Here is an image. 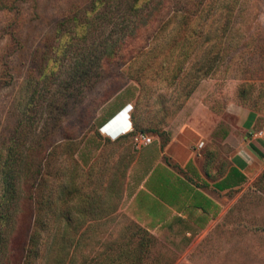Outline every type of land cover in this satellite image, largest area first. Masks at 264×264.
Wrapping results in <instances>:
<instances>
[{
    "label": "rangeland",
    "instance_id": "374dc122",
    "mask_svg": "<svg viewBox=\"0 0 264 264\" xmlns=\"http://www.w3.org/2000/svg\"><path fill=\"white\" fill-rule=\"evenodd\" d=\"M93 1L0 0V153L21 115L28 142L44 138L42 151L29 156L43 161L35 264H264V158L256 174L221 194V213L209 228L177 252L120 208L136 149L132 138L111 141L101 131L111 111L127 102L134 110L151 106L154 120L170 124L201 83L220 92H211L210 101L224 104L235 95L238 103L264 113V0H222L233 12L240 7L232 25L205 26L201 36L170 25L128 65L116 66L107 57L111 67L96 84L54 116L43 85L54 88L85 68L96 47L121 42L120 32L130 28L120 9L104 17ZM181 65L183 77L172 79ZM34 99L35 120L27 112ZM23 231H16L14 246ZM10 260L16 261L14 253Z\"/></svg>",
    "mask_w": 264,
    "mask_h": 264
},
{
    "label": "crops",
    "instance_id": "0c3cea01",
    "mask_svg": "<svg viewBox=\"0 0 264 264\" xmlns=\"http://www.w3.org/2000/svg\"><path fill=\"white\" fill-rule=\"evenodd\" d=\"M211 92L213 84L201 83L175 121L161 126L162 135L143 132L151 142L136 149L121 202L135 222L177 252L186 251L221 213V194L244 184L263 163L264 113L238 103L235 95L217 104ZM132 111L133 105V128Z\"/></svg>",
    "mask_w": 264,
    "mask_h": 264
},
{
    "label": "trees",
    "instance_id": "16d2710c",
    "mask_svg": "<svg viewBox=\"0 0 264 264\" xmlns=\"http://www.w3.org/2000/svg\"><path fill=\"white\" fill-rule=\"evenodd\" d=\"M93 2L95 5L99 4V9L105 12H103L104 17L120 9V13L128 20L127 26L130 28L120 32L123 35L121 42H114L108 47L102 45L96 47L94 50L97 52H94L92 58L85 64V68L78 67L69 78L59 80L54 88L51 84L43 85L47 87L45 90L48 95L47 107L51 113L55 112L54 116H57L70 101L78 99L86 87L96 84L103 75V70L110 66L105 64L107 57L113 59L116 66L128 65L155 38L156 34L170 25L181 30L190 28L193 35L201 36L205 26L211 27L218 23L226 28L232 25L235 21L233 15L237 16L236 12L240 10L239 7L233 12V6H223L222 0H94ZM181 41L185 42L186 38ZM189 56L190 53L186 52L184 60ZM177 67L178 73L173 74L172 79L184 75L185 67L183 65ZM135 81L140 86V93H146L147 89L143 84L138 80ZM195 86L196 83H193L184 92L182 101L189 97ZM104 101L105 99L99 102L98 106ZM182 101L177 108L182 105ZM38 105V99H34L33 104L27 109L30 119L35 120ZM143 107L145 108H135V110L133 107V131L147 130L162 135L159 124L164 121L154 120L155 111L151 106ZM25 117L21 115L18 119V125L9 139L10 143L6 141L4 150L2 149L0 153V264H35L38 252L39 232L42 227V204L38 188L43 179L39 169L43 161L39 157L30 160L29 156L31 153L34 154L33 152L39 154L42 151L41 142L44 138H36L33 143L28 142L25 137L28 132L27 126L24 125ZM65 139L71 137L65 136ZM27 149L28 154L25 151ZM26 216L30 217L29 223L27 220L23 222ZM20 226L24 231L16 247L12 241ZM13 253L16 256L15 262L10 260Z\"/></svg>",
    "mask_w": 264,
    "mask_h": 264
},
{
    "label": "built area",
    "instance_id": "2783aa9c",
    "mask_svg": "<svg viewBox=\"0 0 264 264\" xmlns=\"http://www.w3.org/2000/svg\"><path fill=\"white\" fill-rule=\"evenodd\" d=\"M132 110L131 104H126L121 110H119L105 125L102 126L101 131L104 129V127L113 119L116 117H119V124L120 127L119 130H121V133H119L115 138L119 137L120 135H125L130 132H133L132 135V143L135 149L141 148L143 145H146L151 142V137L147 134H144L143 132H134L133 128L130 125V111ZM126 126V127H125ZM105 135L109 138L110 135L107 132H104ZM262 132H258L257 135H261ZM200 146L202 143L199 144Z\"/></svg>",
    "mask_w": 264,
    "mask_h": 264
},
{
    "label": "bare ground",
    "instance_id": "6f19581e",
    "mask_svg": "<svg viewBox=\"0 0 264 264\" xmlns=\"http://www.w3.org/2000/svg\"><path fill=\"white\" fill-rule=\"evenodd\" d=\"M119 117H116L115 119L111 120L103 129V132H107L111 138H115L116 135L120 132L119 124Z\"/></svg>",
    "mask_w": 264,
    "mask_h": 264
}]
</instances>
